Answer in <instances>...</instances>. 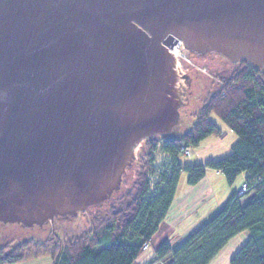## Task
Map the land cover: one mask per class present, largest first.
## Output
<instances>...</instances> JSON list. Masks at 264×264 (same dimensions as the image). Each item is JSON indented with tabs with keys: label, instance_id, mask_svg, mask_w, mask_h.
<instances>
[{
	"label": "water",
	"instance_id": "obj_1",
	"mask_svg": "<svg viewBox=\"0 0 264 264\" xmlns=\"http://www.w3.org/2000/svg\"><path fill=\"white\" fill-rule=\"evenodd\" d=\"M176 41L264 70V0H0V224L108 202L137 146L174 135Z\"/></svg>",
	"mask_w": 264,
	"mask_h": 264
},
{
	"label": "trees",
	"instance_id": "obj_2",
	"mask_svg": "<svg viewBox=\"0 0 264 264\" xmlns=\"http://www.w3.org/2000/svg\"><path fill=\"white\" fill-rule=\"evenodd\" d=\"M239 63V69L221 79L223 87L211 82L209 95L193 104L189 101L179 110L193 115L195 122L180 137L175 133L164 137L162 148L170 163L160 170L152 192L147 181L151 151L142 150L137 179L126 195V205L97 219L89 237L81 236L62 250L54 238L46 243L0 239V264H19L43 256L50 257L53 264H137L143 246L151 242L169 213L181 175L186 174L187 186L194 187L208 170L220 172L228 185L243 175L247 193H234L177 246L162 241L146 264H211L231 239L244 232L248 238L229 264H264V70L253 69L244 60ZM212 115L237 137L230 154L204 165H181L179 159L185 148H196L210 136H222L210 119ZM243 199L247 200L241 204Z\"/></svg>",
	"mask_w": 264,
	"mask_h": 264
},
{
	"label": "rangeland",
	"instance_id": "obj_3",
	"mask_svg": "<svg viewBox=\"0 0 264 264\" xmlns=\"http://www.w3.org/2000/svg\"><path fill=\"white\" fill-rule=\"evenodd\" d=\"M186 55L187 62L182 65L180 73L177 71L182 76L188 75L189 81L184 103L181 104L182 106H184V104H189V101L190 103H192L193 101H197L198 98L201 99V97H204V95H209L210 90H212L211 82L218 83L223 87L222 83L220 82L221 79L229 77L234 72V70L239 69L240 66L239 62L234 63L228 60L226 57L216 53H207L203 56L195 57L192 52L186 51ZM188 109L189 107H187L185 110L188 111ZM189 114L190 113H180L179 111L181 124L175 131V136L180 137L190 131L195 122V119L193 115ZM210 119L218 127L222 136H210L202 141L198 145V147L189 148L191 155L188 157L181 155L179 159L181 165H204L209 161H216L230 154L231 148L233 144H235L237 137L235 136V134H232V132H230L228 128L224 124H222V122L215 115H212ZM153 139L154 138H148L142 141L137 146V148L135 149V160L132 165L126 169V172L122 177L119 191L115 192L108 202L102 203V205L98 207H91L86 212L79 213L75 218L69 220L59 219L57 217V219L44 224L42 227L22 228L19 225L2 224L0 225V239H2L1 241L9 239L11 241L19 240L33 241L34 243H46V241L50 238H54V241L60 244L59 248H61L62 250L65 245L73 243V241L79 239V237L81 238V236L89 237L92 233V228H94L95 223H97V219L100 218L101 220L106 215H108L110 211L123 209L126 205V195L132 190L133 185L137 179V171L140 166L139 156L142 150L151 151L149 158L151 160V166L153 150V147L151 146ZM186 178V174L181 175L177 189L178 193H180L183 189H186ZM206 178L213 186L214 197L205 201L199 209L191 212L186 220H183L175 227L174 232H176L178 235H182L183 233H186V231L189 232L191 228L195 226V224L199 223L204 218L208 219L210 216H212L211 214H215V212H217L219 208H222L224 204H226L229 197H231L234 193L236 194V192L241 189V186L243 184L242 176H239L232 185H228L223 176H218L214 171L211 170H208ZM250 194L251 192H249L247 196ZM245 200L246 199H243L241 201V204H244ZM187 207L188 206H185L183 204V211L177 218H181L183 215L185 216L186 213L188 214L189 211L186 210ZM173 211L176 212L175 209ZM163 227L164 228H162V231L164 233V229H166L167 227ZM162 231L159 232L160 234L158 235H161ZM156 238L157 237H154V239L152 240V246L150 247V249L144 251L140 256V263L146 264L154 256V243H157ZM179 238V236L174 237L171 235L168 239V243L172 247H175L178 245ZM247 238L248 234L247 232H244L241 234V236H238V238L236 237L235 239L230 241L228 245L223 250H221L217 257L213 261H211V264H229L228 260H230V258L240 248V246ZM46 251L48 252V250ZM147 259L148 261H146Z\"/></svg>",
	"mask_w": 264,
	"mask_h": 264
},
{
	"label": "crops",
	"instance_id": "obj_4",
	"mask_svg": "<svg viewBox=\"0 0 264 264\" xmlns=\"http://www.w3.org/2000/svg\"><path fill=\"white\" fill-rule=\"evenodd\" d=\"M190 166H194V165H190ZM214 172L218 176H222V174L220 172H217V171H214ZM206 177H207V174H206ZM206 177H204V179L197 186H194V187L187 186L186 189H183L180 193H178V190H177L178 187H177L175 200H174V202H173V204L169 210V213H168L167 217L165 218V220L163 221V223L160 225L158 232H156V234L152 238V240H153L154 237H157L156 238L157 243H154L155 244L154 250L162 241L168 240L171 235L174 237L179 236L180 238L178 239L179 240L178 244H180L187 236H189L191 233H193L195 230H197L205 222V219H207V218H204L199 223L195 224V226H193V228H191V230L189 232L186 231V233H183L182 235L181 234L178 235L176 232H174L175 227L179 223H181L183 220H186L189 217L191 212H194V210L196 211L197 209H199L204 204L205 201L214 197L213 186L207 180ZM242 177H243V181H244V176L242 175ZM246 200H245V202H246ZM183 204L185 206H188L186 210H188L189 212H188V214L186 213L185 216L183 215L181 218L180 217L177 218L183 211V209H182ZM174 209L176 210V212L173 211ZM213 214H211V215H213ZM163 226L167 227L166 229H164V233L162 231V228H164ZM161 231H162V234L158 235V234H160L159 232H161ZM239 236H241V234ZM152 240L150 243H148L149 249L152 246ZM232 240L233 239H231V241ZM140 261L141 260L138 259L137 264H143V263H140ZM146 261H148V259ZM21 264H53V261L51 260V258L43 257V258L28 261L25 263H21Z\"/></svg>",
	"mask_w": 264,
	"mask_h": 264
},
{
	"label": "built area",
	"instance_id": "obj_5",
	"mask_svg": "<svg viewBox=\"0 0 264 264\" xmlns=\"http://www.w3.org/2000/svg\"><path fill=\"white\" fill-rule=\"evenodd\" d=\"M186 49L182 42L176 41L171 48H168V53L173 57L175 62L176 70L180 73L182 65L187 62ZM165 142L164 137H159L152 141V163L150 166V172L148 173L147 181H149V190L152 192L154 185L159 180L160 170H165L166 166L170 163V157L163 151V143ZM184 156H190V149L185 148L183 151ZM153 173V174H152ZM248 191L247 184L243 183L241 189L238 191V195H244ZM149 249V244L143 246V251Z\"/></svg>",
	"mask_w": 264,
	"mask_h": 264
},
{
	"label": "flooded vegetation",
	"instance_id": "obj_6",
	"mask_svg": "<svg viewBox=\"0 0 264 264\" xmlns=\"http://www.w3.org/2000/svg\"><path fill=\"white\" fill-rule=\"evenodd\" d=\"M187 79H188V75H187Z\"/></svg>",
	"mask_w": 264,
	"mask_h": 264
}]
</instances>
